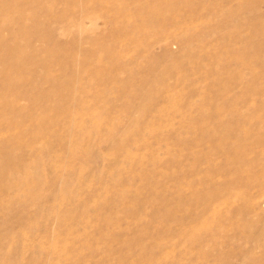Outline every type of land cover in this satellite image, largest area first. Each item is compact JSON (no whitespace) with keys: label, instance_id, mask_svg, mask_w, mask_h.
Listing matches in <instances>:
<instances>
[{"label":"rangeland","instance_id":"rangeland-1","mask_svg":"<svg viewBox=\"0 0 264 264\" xmlns=\"http://www.w3.org/2000/svg\"><path fill=\"white\" fill-rule=\"evenodd\" d=\"M0 264H264V0H0Z\"/></svg>","mask_w":264,"mask_h":264},{"label":"bare ground","instance_id":"bare-ground-1","mask_svg":"<svg viewBox=\"0 0 264 264\" xmlns=\"http://www.w3.org/2000/svg\"><path fill=\"white\" fill-rule=\"evenodd\" d=\"M133 36V35H132ZM131 38V37H130ZM129 38V39H130ZM9 64V63H8ZM48 70H49V68H48ZM14 80H12V81H17V82H21L22 81V78H20V77H16V78H13ZM146 81V80H145ZM143 83V82H142ZM11 84V83H10ZM144 84V83H143ZM145 85V84H144ZM75 114H77V113H75ZM70 122V121H69ZM73 127H74V125H73ZM123 130V129H122ZM149 130V129H148ZM235 131V130H234ZM125 132V131H124ZM240 132H241V129H240ZM236 133V132H235ZM36 134V132H34V135ZM139 135H141V134H139ZM36 136V135H35ZM236 136H237V134H236ZM72 138V137H71ZM40 139V138H39ZM64 139H66V138H64ZM67 142V141H66ZM78 144V143H77ZM78 146V145H77ZM41 175L39 174L37 177H40ZM122 191V190H121ZM125 192V191H124ZM122 193V192H121ZM125 194V193H124Z\"/></svg>","mask_w":264,"mask_h":264}]
</instances>
